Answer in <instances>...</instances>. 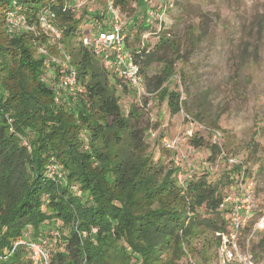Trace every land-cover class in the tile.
<instances>
[{
  "label": "trees",
  "instance_id": "1",
  "mask_svg": "<svg viewBox=\"0 0 264 264\" xmlns=\"http://www.w3.org/2000/svg\"><path fill=\"white\" fill-rule=\"evenodd\" d=\"M133 1L139 2L114 3L134 17ZM15 2L28 29L7 24ZM45 9L62 29L59 43L74 55L83 99L62 92L56 100L54 73L48 82L47 56L39 52L47 41L39 19ZM88 14L95 18L93 29L106 26L103 15ZM82 21L72 0H0V264H32L30 251L16 242L50 240L54 232L49 264H185L192 239L211 232L208 246L221 244L234 204H224L229 194L209 172L179 184L177 168L146 153L143 132L123 114L109 69L82 44ZM167 48L183 58L169 37L149 52H132L138 64L144 56L145 65L171 62L155 78L158 89L174 65L158 54ZM168 105L181 111V94L171 91ZM191 144L202 147L205 140L195 136ZM209 147L222 153L218 143ZM52 158L59 165L55 175L48 174ZM238 166L237 178L236 172L228 176L237 186L247 176V168Z\"/></svg>",
  "mask_w": 264,
  "mask_h": 264
},
{
  "label": "rangeland",
  "instance_id": "2",
  "mask_svg": "<svg viewBox=\"0 0 264 264\" xmlns=\"http://www.w3.org/2000/svg\"><path fill=\"white\" fill-rule=\"evenodd\" d=\"M72 1L83 16V35L96 30L95 18L88 13L103 15L109 23L108 0ZM133 6L134 17L123 12L130 51L146 48L149 52L161 38L169 37L180 44L183 58L168 48L158 52L159 56L167 54L174 64L159 89L155 78L165 75L171 62L145 65L147 57L139 59L144 90L122 79L115 84V73L108 68L123 114L143 132L146 153L155 162L179 170V184L189 174L207 171L225 194H233L239 186L230 182L229 174L236 172L237 178L238 165L247 168L246 181L254 183L256 206L242 232L241 245L253 251L257 264H264V247H258L264 239V0H139ZM44 45L56 59L65 58V48L52 34L47 33ZM67 54L70 66L78 68L73 53ZM100 59L94 56L95 61ZM53 70L48 72V82ZM171 91L181 94L182 109L177 113L168 105ZM195 136H202L205 145L193 146ZM165 138L175 146L167 149ZM213 143L219 144L221 154L212 153L209 146ZM230 157L237 162L232 163ZM212 236L207 232L192 239L184 263L221 264L220 245L208 246ZM23 264L31 263L25 260Z\"/></svg>",
  "mask_w": 264,
  "mask_h": 264
},
{
  "label": "built area",
  "instance_id": "3",
  "mask_svg": "<svg viewBox=\"0 0 264 264\" xmlns=\"http://www.w3.org/2000/svg\"><path fill=\"white\" fill-rule=\"evenodd\" d=\"M107 12L109 14V23L105 27H100L87 36H82V44L91 49L97 56H100L105 66L112 69L116 76L125 81V83L144 90L145 79L140 64L135 60L134 54L127 45L125 14L115 5L114 0H108ZM76 7V5H75ZM21 7L13 3V8L8 11L7 24L15 28H29L26 24L25 16L21 13ZM40 23L43 29L52 34L60 48L62 44L59 40L62 38V29L56 26L54 15L48 10H42L40 13ZM39 52L47 56L45 70L46 73L52 69L54 73L53 84L56 90V100H59L62 92H67L73 96H80L85 92V86L79 78L77 68L70 66L69 54L64 51V59L55 58L51 55L45 45L39 47ZM59 59V60H58ZM192 132V131H191ZM189 132V133H191ZM164 145L167 149L175 146L174 142L164 139ZM232 163L237 160L230 157ZM59 172V165L52 158L48 164V174L55 175ZM188 177H192L191 174ZM184 181H181L183 184ZM255 187L253 181H246L244 173L239 182V191L229 194L224 199V204L233 203L234 209L229 219V231L223 234L220 244L221 264H257L256 258L252 252L244 250L241 245V235L244 227L249 222L255 209ZM264 219V218H263ZM58 232L53 233V239L43 241H33L22 239L16 242L23 244L30 251L32 264H49L50 252L49 246L57 241ZM190 264V262H186Z\"/></svg>",
  "mask_w": 264,
  "mask_h": 264
}]
</instances>
